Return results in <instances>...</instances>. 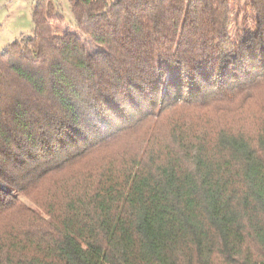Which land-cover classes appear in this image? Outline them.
Returning <instances> with one entry per match:
<instances>
[{
  "label": "trees",
  "instance_id": "1",
  "mask_svg": "<svg viewBox=\"0 0 264 264\" xmlns=\"http://www.w3.org/2000/svg\"><path fill=\"white\" fill-rule=\"evenodd\" d=\"M236 2L69 0L76 23L57 34L63 14L38 0L33 34L0 47V219L116 139L127 114L255 91L264 0ZM258 129L132 168L105 162L51 193L48 218L2 236L0 264H264V120Z\"/></svg>",
  "mask_w": 264,
  "mask_h": 264
},
{
  "label": "rangeland",
  "instance_id": "2",
  "mask_svg": "<svg viewBox=\"0 0 264 264\" xmlns=\"http://www.w3.org/2000/svg\"><path fill=\"white\" fill-rule=\"evenodd\" d=\"M37 1L0 0L1 48L20 39L22 35L33 34L32 8ZM50 1L56 5L65 18L62 24L54 25V31L57 34L66 33V30L72 29L76 23L69 0ZM231 2L234 11L237 10L236 0H231ZM85 40L87 46L91 47L88 38ZM257 85L255 91H250L248 94H234L231 98L220 97L214 100L208 98L203 100L202 104L199 102L172 103L170 107L158 113L159 115L156 113L146 118L145 113L134 111L127 114L129 121L125 125L128 127L119 133L116 139L107 141L103 138L102 142L99 140L100 145L86 154L85 159L72 167L68 166L67 171L49 176L41 183L40 190L23 198L15 209L4 215L0 219V239L2 236L6 239L13 230L27 227L39 218H46L42 208L43 203L49 200L51 193L57 190L63 191L67 187L71 189V185L76 184V178L82 180L87 173L94 172L95 174V170L102 171L105 162L109 160L119 163L127 161V165L132 168L137 166L132 165L133 160L139 164L150 158L168 159L181 156L185 146L198 144L199 140L205 137L214 139L223 129L253 135L259 130L264 120V78ZM158 110L160 111V108ZM127 111L132 112L133 109L128 107ZM132 119L134 121L131 122ZM108 130L102 131L100 136L104 137L108 134ZM95 136L94 133L93 137L96 139ZM23 207L34 210L38 215L36 217L25 215L22 212Z\"/></svg>",
  "mask_w": 264,
  "mask_h": 264
}]
</instances>
